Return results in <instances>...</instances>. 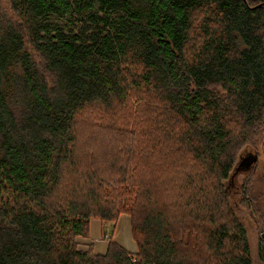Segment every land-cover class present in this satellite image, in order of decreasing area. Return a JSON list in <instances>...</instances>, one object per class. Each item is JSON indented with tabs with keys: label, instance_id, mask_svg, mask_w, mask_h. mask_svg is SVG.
Wrapping results in <instances>:
<instances>
[{
	"label": "trees",
	"instance_id": "16d2710c",
	"mask_svg": "<svg viewBox=\"0 0 264 264\" xmlns=\"http://www.w3.org/2000/svg\"><path fill=\"white\" fill-rule=\"evenodd\" d=\"M9 3L0 264H254L226 181L264 146V0ZM122 215L137 253L79 248Z\"/></svg>",
	"mask_w": 264,
	"mask_h": 264
},
{
	"label": "rangeland",
	"instance_id": "374dc122",
	"mask_svg": "<svg viewBox=\"0 0 264 264\" xmlns=\"http://www.w3.org/2000/svg\"><path fill=\"white\" fill-rule=\"evenodd\" d=\"M0 10L2 13L12 16L9 0H0ZM131 102H135L134 98H131ZM118 110L112 112L116 115ZM88 114L92 113V110L87 111ZM102 111L100 112V114ZM123 115V114H122ZM121 115V116H122ZM88 117V116H87ZM107 123L111 122L110 116ZM101 120V119H99ZM106 121L103 122V124ZM118 128L123 127L121 124H117ZM87 126L85 130H90ZM84 128V127H83ZM101 135L109 134L110 132L102 129L99 131ZM249 163V165H247ZM247 185V187H246ZM228 192L231 196V205L234 213L238 219L242 222L247 230L249 243L251 246L252 259L254 264H261L258 258L259 241L262 238V228L264 226V146L259 145L257 149H244L242 150L238 162L235 166L234 173L231 178L226 181ZM249 191L250 197H248L250 204L244 200L242 195L243 189ZM81 238V237H80ZM77 242L79 243V239Z\"/></svg>",
	"mask_w": 264,
	"mask_h": 264
},
{
	"label": "crops",
	"instance_id": "0c3cea01",
	"mask_svg": "<svg viewBox=\"0 0 264 264\" xmlns=\"http://www.w3.org/2000/svg\"><path fill=\"white\" fill-rule=\"evenodd\" d=\"M117 242L130 253H137L138 247L132 236L131 218L122 215L116 225L103 223L98 219L90 222V236L87 239H79V248L87 251L92 250L97 255L107 253L110 241Z\"/></svg>",
	"mask_w": 264,
	"mask_h": 264
},
{
	"label": "water",
	"instance_id": "95a60500",
	"mask_svg": "<svg viewBox=\"0 0 264 264\" xmlns=\"http://www.w3.org/2000/svg\"><path fill=\"white\" fill-rule=\"evenodd\" d=\"M247 165H249V163H247ZM234 173V172H233Z\"/></svg>",
	"mask_w": 264,
	"mask_h": 264
},
{
	"label": "built area",
	"instance_id": "2783aa9c",
	"mask_svg": "<svg viewBox=\"0 0 264 264\" xmlns=\"http://www.w3.org/2000/svg\"><path fill=\"white\" fill-rule=\"evenodd\" d=\"M133 262H135V260H133Z\"/></svg>",
	"mask_w": 264,
	"mask_h": 264
}]
</instances>
